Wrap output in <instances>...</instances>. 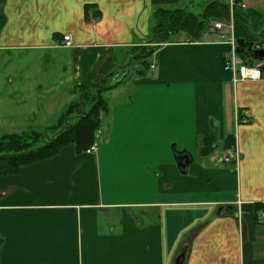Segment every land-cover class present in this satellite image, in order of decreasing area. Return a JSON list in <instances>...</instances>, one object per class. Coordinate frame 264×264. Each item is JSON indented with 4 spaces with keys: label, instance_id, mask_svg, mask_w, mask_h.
I'll return each instance as SVG.
<instances>
[{
    "label": "crops",
    "instance_id": "obj_1",
    "mask_svg": "<svg viewBox=\"0 0 264 264\" xmlns=\"http://www.w3.org/2000/svg\"><path fill=\"white\" fill-rule=\"evenodd\" d=\"M212 1L0 0V50L52 52L71 87L120 74L95 150L67 144L0 175V264H174L183 249V264H264V69L232 81L231 33L151 42L157 9L200 16ZM238 2L264 16V0ZM173 143L193 158L186 174Z\"/></svg>",
    "mask_w": 264,
    "mask_h": 264
},
{
    "label": "rangeland",
    "instance_id": "obj_2",
    "mask_svg": "<svg viewBox=\"0 0 264 264\" xmlns=\"http://www.w3.org/2000/svg\"><path fill=\"white\" fill-rule=\"evenodd\" d=\"M187 11L190 12L189 9ZM229 14L233 15V9L229 10ZM212 21L225 22L223 20ZM238 26L240 25L238 24ZM208 32L212 33L213 31L209 29L205 31V33ZM185 34V32H180L179 36L183 37ZM222 34L225 32L220 35L215 34L214 39L224 40ZM143 50L140 52L142 53ZM132 55L133 53L116 52L113 57L114 63L120 62L121 59L127 61L131 59ZM55 61L60 62L59 56L52 52L51 54L45 53L43 50L33 52L0 50V136L7 133L24 135L21 139L26 143V151L44 145L58 131L75 124L85 115L86 111L81 107L78 98H83L87 104L90 103L88 106L86 105L87 111L93 105L96 106V109L99 108V105L102 108V101L105 103L106 100L109 105L116 101V96L108 95L106 86L103 84L77 89L71 87L68 80L61 79L62 83L57 82L69 72H61L58 62ZM119 75H114L113 80ZM86 90L93 94H85ZM97 95L100 97L99 99ZM94 97L95 100H93ZM101 112L102 110L99 113ZM107 120L108 116H103V126ZM100 139L101 137L96 138V145H99ZM218 151L220 153V149ZM222 166V168H230L229 165L222 164Z\"/></svg>",
    "mask_w": 264,
    "mask_h": 264
},
{
    "label": "trees",
    "instance_id": "obj_3",
    "mask_svg": "<svg viewBox=\"0 0 264 264\" xmlns=\"http://www.w3.org/2000/svg\"><path fill=\"white\" fill-rule=\"evenodd\" d=\"M232 9L234 25H242L251 35L255 37L262 36L264 38V16L262 14L253 9L241 7L238 0H234V5L231 10ZM229 10L230 8L227 0H215L210 2L204 8V11L200 16L188 12L185 8H159L154 13L155 25L152 30L153 38L151 39V42H165L171 35L179 31L185 32L192 40H199L202 34L207 30L206 27L208 21H226L230 18ZM144 48H142V50L144 49L142 52L144 57L147 53L153 50V47L150 46ZM238 55L243 58L244 62H254L246 52L238 53ZM113 76L112 73L100 75L89 84L77 85L75 87L81 89L82 87H94L95 85L103 84L106 86V91H109L118 83L117 79L113 80ZM85 94H93V92H88L86 90ZM99 98L100 97L98 96V99ZM78 99L80 100L79 103L81 104V107L86 111L84 112L85 115H83L75 124L69 125L58 131L52 139L48 140L40 147L26 151V143L21 139L24 135L7 133L0 136V175L16 173L19 167L23 164L55 155L59 152L62 146L67 144H73L78 151H83L91 147L95 141L96 132L100 128L102 115L105 116L109 112V104L104 99L105 103L102 101V108L101 105H99V111V108L96 109L95 105L87 111V106L90 103L87 104V101L83 100V98ZM95 99L96 98L94 97L93 100ZM101 110L102 112L99 113ZM215 141L216 136L213 133L203 137L200 151L201 154L207 155L211 153ZM225 146L233 147V139H226Z\"/></svg>",
    "mask_w": 264,
    "mask_h": 264
},
{
    "label": "built area",
    "instance_id": "obj_4",
    "mask_svg": "<svg viewBox=\"0 0 264 264\" xmlns=\"http://www.w3.org/2000/svg\"><path fill=\"white\" fill-rule=\"evenodd\" d=\"M227 1L229 3V8L231 9L232 6L234 5V0H227ZM225 22L208 21L206 29L212 30L214 32L218 31V32L231 33V36L229 37V43L234 48L235 51L236 39L232 35V31L234 27L232 15H230V18L227 19ZM62 40L64 43H69L71 41V35L67 34L63 36ZM253 45H254L253 46L254 49H259V48L264 49V38L262 36L258 37V39H256V42H254ZM223 69L225 71H229L232 73V81L234 83H237L239 81H258L261 79L262 76V71L264 69V60L254 61L250 63V62L238 61V59H235V57L229 59L226 58L223 62ZM96 147L97 145L93 143L91 147L86 149V151L91 152L92 150H95ZM232 158H234L235 161L238 160V155L236 154V151L231 152L227 156H225L224 161L228 162ZM263 216H264V212H263Z\"/></svg>",
    "mask_w": 264,
    "mask_h": 264
},
{
    "label": "water",
    "instance_id": "obj_5",
    "mask_svg": "<svg viewBox=\"0 0 264 264\" xmlns=\"http://www.w3.org/2000/svg\"><path fill=\"white\" fill-rule=\"evenodd\" d=\"M253 42H246L243 38H237L235 40V51L236 53L246 52L250 59L254 61L264 60V49H254ZM176 145H171L176 165L181 174H186L188 167L193 162V158L186 150L177 151ZM186 249H183L180 254L176 257L174 264H183L185 258Z\"/></svg>",
    "mask_w": 264,
    "mask_h": 264
}]
</instances>
